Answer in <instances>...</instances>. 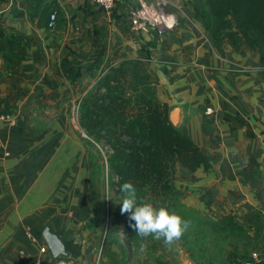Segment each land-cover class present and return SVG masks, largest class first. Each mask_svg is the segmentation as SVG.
<instances>
[{
	"label": "crops",
	"instance_id": "obj_1",
	"mask_svg": "<svg viewBox=\"0 0 264 264\" xmlns=\"http://www.w3.org/2000/svg\"><path fill=\"white\" fill-rule=\"evenodd\" d=\"M39 1L0 0L3 29L21 37L30 54L22 80L7 78L0 59V113L7 116L5 147H0V264H23L41 256L42 247L47 248L43 263L57 264L69 257L59 232L83 246L74 264H98L96 239L87 230L94 217L91 165L77 103L107 66L124 60L147 65L173 125L212 161L208 173L179 168L181 198L203 210L200 196L205 194L218 213L232 211L243 222L256 212L264 223V62L259 53L226 41L215 45L212 31L180 0H172L171 7L179 26L164 34L151 28L134 32L127 12L106 13L91 0H54L64 21L47 30L37 24ZM67 58L82 67L75 83L57 74ZM97 62L99 69L88 71ZM45 78L57 85H46ZM261 245L264 249V235Z\"/></svg>",
	"mask_w": 264,
	"mask_h": 264
},
{
	"label": "trees",
	"instance_id": "obj_2",
	"mask_svg": "<svg viewBox=\"0 0 264 264\" xmlns=\"http://www.w3.org/2000/svg\"><path fill=\"white\" fill-rule=\"evenodd\" d=\"M188 5L193 9V18L212 31L215 45L226 41L237 48L247 46L259 53L264 62V0H189ZM36 7L39 27L54 30L62 26L64 12L56 1L40 0ZM53 15L56 17L54 21L51 20ZM0 59L7 78L22 80L25 77L22 66L30 60L28 46L21 37L8 34L1 23ZM95 69H99V62L88 71ZM57 74L75 83L82 76V67L67 58L59 64ZM44 83L51 87L57 85L49 82L48 78ZM77 112L79 125L89 139L88 145L103 144L108 147L110 184L112 189L116 188L120 208V186L131 181L137 189L138 199L156 207L167 206L176 212L178 209L187 210V206L197 210L177 191L178 170L181 168L196 174L203 169L208 173L212 161L189 135L173 125L170 108L160 100L146 64L138 60H124L117 66H107L93 89L78 102ZM204 129L209 134L207 124H204ZM88 153L90 155V150ZM200 201L206 211V220L201 225L206 227L204 238L224 241L230 252L226 251L216 259L207 255L201 247L199 264H264L261 245L264 223L260 214L253 212L247 220L240 222L232 211H214L205 194L200 196ZM114 223L121 225L126 240L139 247L145 245L151 249L163 244L162 240L137 236L129 227L128 214L116 211ZM56 236L61 240L64 252L69 254L68 258L58 259L57 264L60 261L74 264L82 254V244H76L63 232ZM117 244L121 248L120 254L112 250L113 254L118 258L121 255L119 264H127L126 249L122 243ZM214 245L212 247L218 248L220 253L219 243L214 241ZM163 251L155 248L156 253ZM160 259L157 256V261ZM31 261L32 258H29L23 264H31Z\"/></svg>",
	"mask_w": 264,
	"mask_h": 264
},
{
	"label": "rangeland",
	"instance_id": "obj_3",
	"mask_svg": "<svg viewBox=\"0 0 264 264\" xmlns=\"http://www.w3.org/2000/svg\"><path fill=\"white\" fill-rule=\"evenodd\" d=\"M54 114V118H58L60 115L57 110L54 111ZM54 118H50L49 123H52ZM88 140L87 136L83 135L82 142L91 165V200L94 210L91 226H89L87 230H89V232L92 233V237L96 239L93 242V246H95L96 249L95 254L99 255V260H97L98 264H109L112 262V258L118 260L117 256L113 254V251L120 254L121 248L117 242L122 243L126 249L128 257L126 258L127 264H199L201 261L199 250L201 247L206 250L207 255L213 256L216 259L220 254H224L226 251L230 252V249L226 248L224 241L222 242L217 239L213 240L210 237L204 238L206 227L201 225H203V222L206 220V211L197 207H195L197 210H192L190 206H187V210H177V213L181 217L190 221V228L188 232L170 248L166 247L164 243H161V245L158 244L157 247L147 249L145 245L139 247L134 242L126 240L124 233L121 231V225L114 223L115 212L118 211L121 213V208L119 207V197L116 188L114 187L113 190L110 184L111 176H109L107 167L108 147L103 144L89 146ZM89 150L90 155L88 153ZM214 241L219 243V248L221 249L220 253L218 248L212 247V245L215 246ZM211 247L212 249H210ZM155 248L158 250L164 249V251L162 253H156ZM157 256L161 258L158 261ZM119 259L121 260V255Z\"/></svg>",
	"mask_w": 264,
	"mask_h": 264
},
{
	"label": "clouds",
	"instance_id": "obj_4",
	"mask_svg": "<svg viewBox=\"0 0 264 264\" xmlns=\"http://www.w3.org/2000/svg\"><path fill=\"white\" fill-rule=\"evenodd\" d=\"M122 193L121 214H128L129 227L141 239L152 237L171 247L189 230L190 221L167 206L156 207L144 199H138L137 189L131 181L120 186ZM143 247V245H141ZM64 264V261H60Z\"/></svg>",
	"mask_w": 264,
	"mask_h": 264
},
{
	"label": "built area",
	"instance_id": "obj_5",
	"mask_svg": "<svg viewBox=\"0 0 264 264\" xmlns=\"http://www.w3.org/2000/svg\"><path fill=\"white\" fill-rule=\"evenodd\" d=\"M100 10L111 13L118 9L120 13L127 12L130 17V26L132 31L139 32L146 29H154L160 34H164L179 26V18L171 12V7H175L172 0H91ZM187 5L189 0H180ZM121 6V7H120ZM55 15L51 20H55ZM147 26L149 28H147ZM211 109L208 113H212ZM5 114H0V147H5L1 141L2 122L6 119ZM28 236H31V229H28ZM47 253V248L42 247L40 254ZM37 256L32 258L31 264H44L43 258ZM257 258V255H254Z\"/></svg>",
	"mask_w": 264,
	"mask_h": 264
},
{
	"label": "water",
	"instance_id": "obj_6",
	"mask_svg": "<svg viewBox=\"0 0 264 264\" xmlns=\"http://www.w3.org/2000/svg\"><path fill=\"white\" fill-rule=\"evenodd\" d=\"M147 28H149V27L147 26Z\"/></svg>",
	"mask_w": 264,
	"mask_h": 264
}]
</instances>
